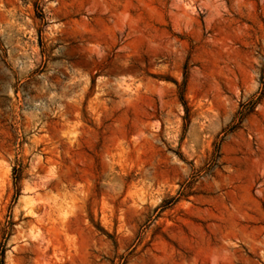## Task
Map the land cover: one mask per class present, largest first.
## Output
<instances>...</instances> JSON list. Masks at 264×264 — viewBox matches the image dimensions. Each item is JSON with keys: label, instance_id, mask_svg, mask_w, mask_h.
<instances>
[{"label": "rangeland", "instance_id": "374dc122", "mask_svg": "<svg viewBox=\"0 0 264 264\" xmlns=\"http://www.w3.org/2000/svg\"><path fill=\"white\" fill-rule=\"evenodd\" d=\"M0 264H264V0H0Z\"/></svg>", "mask_w": 264, "mask_h": 264}]
</instances>
